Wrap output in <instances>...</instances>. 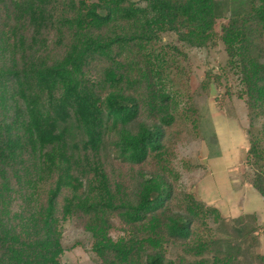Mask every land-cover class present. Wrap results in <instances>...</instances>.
<instances>
[{
    "label": "trees",
    "instance_id": "obj_1",
    "mask_svg": "<svg viewBox=\"0 0 264 264\" xmlns=\"http://www.w3.org/2000/svg\"><path fill=\"white\" fill-rule=\"evenodd\" d=\"M170 34L223 43L264 198V0H0V264H61L69 218L102 264H264V222L182 182L204 106Z\"/></svg>",
    "mask_w": 264,
    "mask_h": 264
},
{
    "label": "rangeland",
    "instance_id": "obj_2",
    "mask_svg": "<svg viewBox=\"0 0 264 264\" xmlns=\"http://www.w3.org/2000/svg\"><path fill=\"white\" fill-rule=\"evenodd\" d=\"M164 38L176 43L187 53L190 89L199 92L196 94L198 102L204 106L201 107L204 113L201 137L182 144L179 149L181 158H188L194 164L197 161L200 168L185 173L182 182L199 199L220 209L227 219L246 215L238 214V211L233 209L244 202L239 199L238 204H232L235 203L239 192L230 191L228 186L231 178L234 179V184H237L236 188H243L245 182L249 183L244 176L247 168L245 154L249 148L245 131V126L246 129L248 127V117L244 101L237 96V78L232 70L225 69L224 45L216 43L212 48H191L178 42L174 34ZM208 74L212 91L210 97L206 98L205 90H201ZM208 107L209 112L206 109ZM214 158L220 160H213ZM210 193H214L218 200L210 199ZM249 204L248 202L245 207L247 211L260 208ZM63 233L65 250L61 256V264H102L91 250L90 234L78 227L73 219L69 218L64 222ZM259 237L260 244L257 249L264 253V236L259 234Z\"/></svg>",
    "mask_w": 264,
    "mask_h": 264
},
{
    "label": "crops",
    "instance_id": "obj_3",
    "mask_svg": "<svg viewBox=\"0 0 264 264\" xmlns=\"http://www.w3.org/2000/svg\"><path fill=\"white\" fill-rule=\"evenodd\" d=\"M245 131H246V126H245ZM213 160H220V159L214 158ZM231 179H229L228 189H230V191H232V192H236V190L239 192L238 196L236 197L235 203H232V204H238L239 199L244 202L243 205L239 206V204H238V205H236V207H233V209L237 210L238 214H254V215H256V217L258 218V220L260 222H264V198H263V196L250 183H247V182H245L243 188L240 186L238 188H236L237 184H234V179H232V181H230ZM207 181H208V179H207ZM208 195L211 197L210 199H212L213 201L218 200L214 193H212V194L210 193ZM212 195H214V196H212ZM205 197H206V195H205ZM204 199L206 200V198H204ZM248 202L250 203L249 205H251L252 207L260 206L259 210H257L256 208H254L251 211L245 210V207H247Z\"/></svg>",
    "mask_w": 264,
    "mask_h": 264
}]
</instances>
